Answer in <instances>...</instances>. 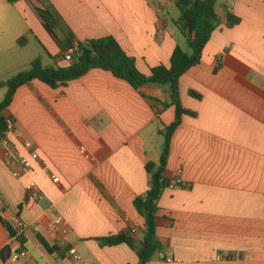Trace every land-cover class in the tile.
Instances as JSON below:
<instances>
[{
	"label": "crops",
	"instance_id": "crops-1",
	"mask_svg": "<svg viewBox=\"0 0 264 264\" xmlns=\"http://www.w3.org/2000/svg\"><path fill=\"white\" fill-rule=\"evenodd\" d=\"M44 1L59 39L38 11L41 0H0V82L36 59L52 66L26 54L32 40L55 66H68L71 44L113 36L146 75L170 66L178 45L192 52L176 25L178 0ZM216 12L220 23L201 62L180 78L189 113L172 137L164 176L170 181L182 170L184 186L163 190L157 236L165 258L148 264H264V0H218ZM229 15L240 22L229 25ZM7 93L0 88V103ZM4 113L11 151L32 169L15 176L21 165L0 144V264L1 251L14 245L4 221L14 227L18 219L28 224L24 245L39 264H77L71 249L86 264H139L128 244L102 246L100 238H144L146 218L135 202L151 189L147 164L160 166L162 132L176 120L169 86L136 89L92 69L58 87L35 79ZM32 182L38 197L28 190ZM59 217L68 234L50 229Z\"/></svg>",
	"mask_w": 264,
	"mask_h": 264
},
{
	"label": "trees",
	"instance_id": "trees-1",
	"mask_svg": "<svg viewBox=\"0 0 264 264\" xmlns=\"http://www.w3.org/2000/svg\"><path fill=\"white\" fill-rule=\"evenodd\" d=\"M7 1L16 3L20 0ZM217 2L218 0L177 1L181 15L176 20V25L187 37L192 52L189 53L178 45L171 57L170 66H156L151 69L150 75L140 71L136 58L130 56L115 37L107 36L78 43L79 49L68 66H45L41 59H36L32 62L29 70L21 71L8 81L0 82V88L8 87V93L0 103V138L9 131V120L4 112L12 103L17 89L35 79H39L52 87H58L80 78L92 69H103L128 81L136 89H141L147 84L169 86L172 103L176 105V120L162 132L165 136V149L160 160V166L154 162L147 164V170L152 174L151 189L146 196L138 197L135 202L137 209L146 218L144 238L140 244H137L130 234H115L100 238L102 246L128 244L136 250L140 258L139 264H148L158 256L162 248L157 236L158 201L163 190L170 183L165 178L164 172L169 158L172 137L182 122V116L189 113L181 104L180 78L202 60L204 49L210 41L213 31L220 23L216 12ZM41 3L42 6L38 7V11L48 30L59 39L60 37L56 32L59 22L53 13V8L44 0H41ZM239 22V18L229 15V25ZM22 40L23 38L20 41ZM72 46L73 44L70 47ZM4 224L10 237H15L14 227L7 221H4ZM19 239L22 244L25 243L23 235ZM40 239L48 251L55 250V247H51L45 240ZM10 252V246L1 251L3 261L8 258Z\"/></svg>",
	"mask_w": 264,
	"mask_h": 264
},
{
	"label": "built area",
	"instance_id": "built-area-1",
	"mask_svg": "<svg viewBox=\"0 0 264 264\" xmlns=\"http://www.w3.org/2000/svg\"><path fill=\"white\" fill-rule=\"evenodd\" d=\"M79 49V44H74L64 55V59L66 61H72L74 54L78 51ZM220 59L216 62V66H220ZM12 128V122L9 121V130ZM4 143L5 146L8 148V152L11 154V159L10 162H19L21 165L20 170L15 171L14 175L15 176H20L22 173H27L31 171L32 169V163L31 161L26 158L22 153H17L11 151V143L7 139V134L5 136H2L0 138V144ZM25 147L30 151V157L32 159H38L39 155L36 150L33 149V144L29 141L25 142ZM182 170H179L178 174L170 180V183L168 184L169 189H176L179 187L184 186V180L182 178ZM53 179L55 182H58V178L53 176ZM28 190L34 194L35 196H39L38 194V186L35 182H32L28 186ZM0 207H1V196H0ZM50 229L52 231L55 230H61L63 234H68L69 232V227L68 223L61 217L53 220V222L50 224ZM14 229L16 231V236L12 238V246L10 255L8 258L2 262V264H39L38 261L33 258L31 255L29 249L20 242V237L25 234L26 230L28 229V224H26L24 221L21 219H18ZM135 232V230H133ZM70 255L73 257V259L76 261L77 264H86L82 258V256L77 252L76 249H71L70 250ZM160 257L165 258L164 255L159 254ZM170 260V259H168Z\"/></svg>",
	"mask_w": 264,
	"mask_h": 264
},
{
	"label": "rangeland",
	"instance_id": "rangeland-1",
	"mask_svg": "<svg viewBox=\"0 0 264 264\" xmlns=\"http://www.w3.org/2000/svg\"><path fill=\"white\" fill-rule=\"evenodd\" d=\"M174 8L177 10V12L179 13V15H181V11L179 9V7L177 5L174 6ZM26 54L27 55H31V56H35V57H38V56H41L44 63L46 65H52V66H55L53 60H51L49 58V55L43 50V48L39 45V43L35 40H32V43L30 46H28V48L26 49ZM30 66L31 64H25L23 71L25 70H29L30 69ZM22 71V70H21ZM16 75V72H9L6 76H5V79L6 80H9L11 79L12 77H14Z\"/></svg>",
	"mask_w": 264,
	"mask_h": 264
}]
</instances>
